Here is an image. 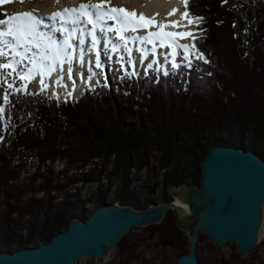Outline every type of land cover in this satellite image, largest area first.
Masks as SVG:
<instances>
[{"label":"trees","instance_id":"16d2710c","mask_svg":"<svg viewBox=\"0 0 264 264\" xmlns=\"http://www.w3.org/2000/svg\"><path fill=\"white\" fill-rule=\"evenodd\" d=\"M229 3L189 0V15L203 18L200 30L206 37L193 41L203 60L194 59L191 66L189 62L181 64L167 75L155 70L139 78L125 74L115 88L119 110L104 85L61 104L40 94L14 91L2 107L13 126L10 145L36 152L38 158L51 162L63 158L71 165L87 166L98 157L106 164L115 155L125 169L153 147L161 153L162 167L167 169L177 167L194 148L202 150L204 161L216 145L253 151L264 158V0L256 1L252 66L243 61L245 52L238 45L235 28L237 8ZM21 126L24 131L19 133ZM69 127L74 132H69ZM58 137L68 148L57 145ZM4 153L6 149L0 155V186L5 189L19 174L13 171L16 168L6 169L3 162L11 163L13 158ZM172 172L174 176L176 171ZM184 183L185 179L171 178L164 187ZM47 184L49 195L55 189L49 181ZM117 202L137 210L148 207L127 200ZM47 207L51 211L53 205ZM68 207L63 209L65 213L73 209ZM74 216L70 215L66 226L62 214L51 221L67 230Z\"/></svg>","mask_w":264,"mask_h":264},{"label":"rangeland","instance_id":"374dc122","mask_svg":"<svg viewBox=\"0 0 264 264\" xmlns=\"http://www.w3.org/2000/svg\"><path fill=\"white\" fill-rule=\"evenodd\" d=\"M229 1L231 2L229 3L231 8L239 4L236 6L238 10H236L237 23L235 26L238 45L245 52L243 61L252 66L255 62V56L251 42L257 26L255 17L257 0ZM60 2L58 6L63 11L64 9L73 8L66 6L61 0ZM76 2L78 3L76 6L79 7L82 3L100 4L101 0H76ZM124 2L128 3L127 0H110L112 4H105L104 7L105 9L109 8L110 5V7L117 8L128 7L124 5ZM23 3L25 4L26 0L20 2L22 6H24ZM32 5L33 0H27L26 8L28 10H32ZM14 12L16 11H12L11 14ZM69 15L71 14L67 15L68 18ZM72 15L73 18L78 16L77 13H72ZM200 24L199 22L197 28L201 26ZM111 26L118 27L116 22L112 23ZM123 33L128 37L133 36V32L130 30ZM205 37L206 33L204 31L195 32L192 40H204ZM65 40L66 38L63 39L64 42ZM85 43H79V45H85ZM125 49H120L118 53H114V50L110 53L106 49L109 52L107 53L104 51L105 48H101L103 50L101 72H99V68H94L96 67L95 63L87 62L84 65L88 72H95L98 75L99 80L97 83L90 85L96 86L100 83L110 87L117 110L121 106L115 100L114 93L116 86L120 85L119 77L125 73H130L134 77H141L151 68L164 73L170 69H176L166 64L167 58L162 60L157 57L137 60L138 64L134 66L135 60L125 53ZM101 50L99 47V53ZM5 52L7 53L5 57L9 58L8 51ZM17 59L21 60L18 57L15 58V60ZM194 59L203 60L199 55L187 57L179 65L189 61L193 62ZM8 61L4 59L0 62L7 63ZM61 61L65 63V58ZM29 64L28 62L25 63V66L20 63L15 65V72L11 68L0 69V73L4 74L0 76V106L4 103V95H8L17 89L25 90L26 93L36 92L37 86L31 84V79L20 78L22 74L27 75V71L30 69ZM57 65L59 66V63ZM8 73H11V75H8ZM62 74L67 77L66 69H63ZM31 77L37 82L34 75H31ZM42 80L43 83H46L44 79ZM9 83L13 84L12 88L8 87ZM51 90L53 89L51 88ZM47 95L49 97L52 94L48 93ZM77 95L74 97L76 98ZM8 122L7 114L0 112V155L1 150L6 149L4 154L7 157H12L13 161L11 163L4 161L3 164L6 169L16 168L13 171L19 175L16 176V181H10L9 187L4 189L0 186V252H15L26 247H37L45 244L58 232L66 230L64 226L67 225L72 213L75 216H83L84 220H88L102 203L111 204L127 200L147 207L153 202L158 203L172 198L169 188L176 187L167 186L165 188L164 182L167 179H185V183L200 184L204 158L202 150L194 148L186 160L181 161L177 167L169 169L162 167L161 153L154 147L145 154L147 156H136L132 166L128 169L118 165L115 155L106 164L103 162L102 157H98L91 159L87 166L81 165V163L71 165L63 158L51 162V160L38 158L36 152L25 151L15 145H10L14 135L10 134L13 126L12 124L9 125ZM5 126H8V128L6 129ZM60 127L65 128L64 126ZM23 131V126L19 127L18 132ZM68 131L74 132V128L69 127ZM59 139L60 137L57 138V143ZM61 141L57 145H64V149L68 148L67 143L64 142L65 144H63ZM170 170L176 171V174L173 176V172ZM48 181L55 189L49 195L45 190L48 187ZM34 200L38 203H33ZM47 204L53 205L51 211L48 210ZM66 205L69 206L68 208L73 209H68L65 213L63 209ZM59 214H62L65 218V222L63 219L65 225L61 229L55 225L53 226L51 221ZM174 216V213L170 211L167 218L160 224L134 228L128 236L121 240L114 251L106 258L104 264H178V259L187 251L189 242L184 233L174 231ZM158 231H162V233ZM262 235L263 238L260 239V243L248 253L242 255L238 252L236 242H231L222 248H215L207 237L201 234L197 245L199 260L202 264H223L224 262L230 264H264V230ZM164 237L175 238V241L173 243L170 241L163 242L161 238ZM83 264L100 263L93 262L91 259Z\"/></svg>","mask_w":264,"mask_h":264},{"label":"water","instance_id":"95a60500","mask_svg":"<svg viewBox=\"0 0 264 264\" xmlns=\"http://www.w3.org/2000/svg\"><path fill=\"white\" fill-rule=\"evenodd\" d=\"M169 193L172 202H154L141 210L103 203L88 220L74 216L67 230L54 235L50 243L0 252V264H77L87 256L101 259L134 228L159 224L170 211L189 241L188 253L179 257L178 264H201L200 234L215 248L235 241L242 255L258 245L264 223V158L255 152L213 146L202 163L200 186L184 183L170 187Z\"/></svg>","mask_w":264,"mask_h":264},{"label":"bare ground","instance_id":"6f19581e","mask_svg":"<svg viewBox=\"0 0 264 264\" xmlns=\"http://www.w3.org/2000/svg\"><path fill=\"white\" fill-rule=\"evenodd\" d=\"M68 7H75L77 2L75 0H61ZM128 7H126L129 11H135L138 15L144 14L146 17H153L157 21V24H168L169 26L165 28V31L168 32H180V33H191L189 36H185L183 38L174 37V38H156L153 37L152 43L139 39L140 37H146L150 32H159L160 29L157 24H154L148 28H138L137 31L133 32L132 37H128V35L123 32H115V31H107V27L111 26L115 21L106 19L103 21V26L105 27V31L101 32L100 27L101 24H97L95 29H93V25L87 22V17L78 16L75 19H68L67 16H64V23L61 22L60 18L51 19V22L48 19H42L44 15L52 16L53 13L62 12L60 9L59 2L57 0H33L32 10H28L26 8V3L22 6L20 2L22 0H6L5 3H0V19L9 20L13 16H18L21 13L31 12L34 17V22L36 25L37 33H42L43 35H38L36 37V43H28V45H22L17 48V52H24V49L27 48L28 51L25 53L30 64V69H33L34 66L31 63V59L35 58L37 63H41V56L44 57L42 64L44 67L34 70L32 72V76L36 78L38 84H41L40 81L44 79L46 83L44 85L49 86L53 93H57L60 96V99H68L71 98L75 100L74 96L81 94L83 89H86L89 86H93L90 84L97 83L98 75L95 72H88L85 68V64L95 63L97 60L96 53L98 48L107 49L109 52L113 51V45L116 46L114 53L120 52V49L126 48V54L135 60L134 66H137V60H143L149 57H157L162 60L167 58V65L172 66L173 61L176 64L182 62L185 57H196L198 56V52H195V49L192 44V36L195 32H197V26H199V20L196 18H192L191 15H187L185 17L186 11L183 8V0H127ZM61 3V2H60ZM112 4V3H110ZM20 5V6H19ZM116 5V4H115ZM108 6V5H107ZM111 6V5H110ZM109 6V7H110ZM123 6V5H122ZM119 7V6H118ZM17 9V10H15ZM12 11H16L11 14ZM94 13L93 18L95 19V10L89 9ZM73 18V15H69ZM42 17V18H40ZM60 21V22H59ZM73 21H76L73 23ZM191 21V22H190ZM15 23V21H11ZM175 25V26H173ZM5 27V26H0ZM112 27V26H111ZM68 29V32L63 31V29ZM113 28H115L113 26ZM60 29V31H57ZM95 31L97 36V46L96 48L92 47V36L91 32ZM69 33H71V39L69 43L72 47H67L63 41L64 38H69ZM60 34V35H59ZM130 34V33H129ZM121 35H125V39H121ZM4 39L11 40L12 37L8 36ZM82 39L85 45H79ZM79 40V41H78ZM88 42V43H87ZM80 43V44H83ZM124 45V46H123ZM180 45H188L187 51L184 48L180 47ZM0 47H4L0 45ZM83 48L85 50V54L83 57V63L80 61V49ZM129 49L131 51H129ZM5 51H8L9 58L0 57V61L4 59L13 60L15 58H20V56H15L10 48H4ZM102 51V50H101ZM100 51V52H101ZM91 52V54H89ZM110 52V53H111ZM124 53V54H125ZM174 53V54H173ZM101 55V53H100ZM65 58V63L61 67V60ZM67 59H71V64L67 63ZM24 59H17L16 61H20L23 63ZM100 65H101V56L99 57ZM127 60V59H125ZM59 63V66L57 65ZM103 63V62H102ZM49 64H53L55 66V71H52L50 74L47 73V66ZM18 65V64H16ZM25 65V64H23ZM91 65V64H89ZM69 67L72 68L71 76L68 74ZM97 69V67H94ZM63 69L67 71V77H65L62 72ZM82 70V71H80ZM102 71V65L99 67V72ZM77 95V96H78ZM72 96V97H71ZM178 202V201H177ZM264 226V223H263ZM264 230V227H262ZM260 234V239L263 238L262 232ZM206 236V235H205ZM123 238V237H122ZM121 238V240H122ZM235 242V241H232ZM260 243V241H259ZM258 243V244H259ZM118 246V245H117ZM116 246V247H117ZM115 247V248H116ZM114 248V249H115ZM111 250L105 257L101 259H92L87 256L83 258L77 264H83L89 260H93V262H99L100 264H104L106 258L111 254Z\"/></svg>","mask_w":264,"mask_h":264},{"label":"snow or ice","instance_id":"6c2138e0","mask_svg":"<svg viewBox=\"0 0 264 264\" xmlns=\"http://www.w3.org/2000/svg\"><path fill=\"white\" fill-rule=\"evenodd\" d=\"M6 0H0V3H5ZM59 2V0H57ZM226 2V0H225ZM184 5L187 7L189 0H183ZM110 4V0H101L100 4H88V3H82L79 5L78 8L73 9H64L63 12H56L53 13L52 19L56 18H63L65 15L72 14V13H79L80 17H87L88 23L93 25V29H95L97 24H101L100 31L104 32L105 27L103 26V21L106 19L113 20L116 22L118 27H107V31H115V32H124L126 30H130L132 32L137 31L138 28H148L154 24H157V21L155 19V16L149 18L146 17L144 14H137L135 11H129L126 8H117V7H109L105 9L104 5ZM89 9L95 10V19L93 18L94 13L92 11H89ZM185 17H187L188 13L184 14ZM197 19H203L202 17H198ZM11 21H15V23H12ZM76 21H73L75 23ZM191 22V21H190ZM0 45H3L4 47H0V57H5L7 53L5 52L4 48H10L11 51L14 53L15 56H20L21 59L27 58L25 56V53L28 51L27 48L24 49V52H17L16 49L21 47L24 44L28 43H36V37L38 35L42 36V33H37L36 25L34 22V17L31 12H25L21 13L18 16H13L9 20L0 19ZM160 31L159 32H150L148 36L146 37H140L139 39L147 41L149 43H152L153 37L156 38H174V37H180L183 38L185 36L191 35V33H180V32H168L165 31V28H167L168 24H157ZM175 26V25H173ZM57 31H60V29H57ZM63 31L68 32V29H63ZM11 36V40L4 39L5 37ZM92 36V47L96 48L97 46V36L95 34V31L91 32ZM122 40L125 39L123 35L120 37ZM71 39V33H69V38L65 40V45L67 47H72V45L69 43V40ZM80 43H83L81 41ZM180 47L184 48L185 51L188 49V45H180ZM194 47V46H193ZM116 46L113 45V50H115ZM129 51H131L129 49ZM85 54V50L83 48L80 49V61L83 63V57ZM174 54V53H173ZM202 55V54H201ZM97 60H96V67L99 68L100 65V53L97 51L96 53ZM44 57L41 56V63H37L35 58L31 59V63L33 64L34 68L29 69V72L27 75H21V79H29L31 77V74L34 70H38L43 66L42 61ZM187 59V56L185 57ZM20 63V61H16L15 59L9 60L7 63L0 62V69H8L11 68L13 72H15V65ZM64 61H61V67L63 65ZM67 63L69 65L71 64V59H67ZM174 68H179L180 65L176 64L175 61H173ZM191 66V62L189 61V65ZM52 71H55V66L53 64H49L47 66V73H51ZM72 68L69 67L68 74L71 76ZM3 73H0V76H3ZM8 75H11V73H8ZM165 75H167V72H165ZM41 84H43V80L40 81ZM9 88L13 87V84H8ZM18 90V89H17ZM3 99L5 101L8 100V96L4 95ZM4 109L0 107V112H3Z\"/></svg>","mask_w":264,"mask_h":264},{"label":"flooded vegetation","instance_id":"af4514ba","mask_svg":"<svg viewBox=\"0 0 264 264\" xmlns=\"http://www.w3.org/2000/svg\"><path fill=\"white\" fill-rule=\"evenodd\" d=\"M194 185H196L197 187H199L200 186V184L198 185V184H194ZM173 201V198H171V200L170 201H161V202H166V203H168V202H172ZM129 206V205H128ZM150 206V205H149ZM148 206V207H149ZM170 213V212H169ZM168 213V214H169ZM168 214L166 215V217L164 218V220L167 218V216H168ZM174 222H175V225H174V227H173V229H174V231H176V232H182L181 230H179V228H178V226H177V222H176V218H175V216H174ZM163 222V221H162ZM161 222V223H162ZM160 224V223H159ZM173 225V224H172ZM159 233H162V231H158ZM182 233H184V232H182ZM185 234V233H184ZM201 235V234H200ZM200 235H199V237H198V240H197V245H198V241H199V239H200ZM187 238V237H186ZM162 239V241L164 242V241H170V242H174L175 241V238H172V237H164V238H161ZM187 240H188V238H187ZM121 242V241H120ZM189 242V241H188ZM189 244V243H188ZM188 253V249H187V251L185 252V253H183L182 255H184V254H187ZM181 255V256H182ZM197 258H198V260H199V256H198V246H197ZM199 262H200V260H199ZM201 263V262H200ZM202 264V263H201ZM223 264H230V263H226V262H224Z\"/></svg>","mask_w":264,"mask_h":264}]
</instances>
